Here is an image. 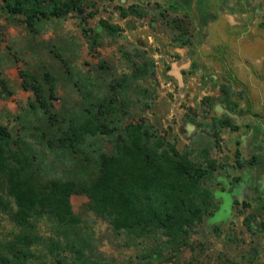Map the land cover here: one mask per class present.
Listing matches in <instances>:
<instances>
[{
	"label": "rangeland",
	"instance_id": "374dc122",
	"mask_svg": "<svg viewBox=\"0 0 264 264\" xmlns=\"http://www.w3.org/2000/svg\"><path fill=\"white\" fill-rule=\"evenodd\" d=\"M195 2H210L235 11L239 29L226 36L238 42L243 64L249 70L242 67L237 73L239 59L213 60L220 67L218 74L211 72V64L197 59L183 63L170 48L190 44L196 17L193 13L174 14V4L169 0H87L81 16L70 13L42 21L33 29L27 28L22 15L7 14L0 8V125L11 136L24 138L49 171L66 175L71 172L67 168L77 161L38 141L37 132L44 128L45 118L28 86L40 83L51 110L66 116L87 100L113 93L110 82L129 72L132 62L149 57L153 72L132 82V89L121 98L125 111L117 117L122 123L143 119L179 151L187 148L195 162L205 165L211 160L210 175L204 183L215 195L216 210L224 188L219 175L225 174L235 142L239 141L236 134L251 136V117L264 118V0ZM129 5L144 15L121 17L120 8ZM174 18L181 22L172 23ZM103 20L118 24L120 30L108 35L101 26ZM160 32L167 41L147 45L146 33L159 40ZM221 86H229L233 94L227 95ZM232 102L235 107L230 109ZM223 113L227 118L222 120L229 126L216 120ZM89 141L94 149H111L108 137ZM259 195L255 202L240 197V203H233L230 213L219 219L204 216L189 230L188 244L179 252L164 246L162 238L114 231L107 218L88 209L82 194L71 195L70 204L80 220L76 230L86 240L85 254L93 264H264V230H258L264 223V192ZM0 197L11 206L9 197L3 193ZM249 219L255 228L248 227ZM16 231L8 208L0 206V243ZM37 232L45 242L33 246L30 264H71L65 249L51 253L45 245L55 239L51 220H39Z\"/></svg>",
	"mask_w": 264,
	"mask_h": 264
},
{
	"label": "trees",
	"instance_id": "16d2710c",
	"mask_svg": "<svg viewBox=\"0 0 264 264\" xmlns=\"http://www.w3.org/2000/svg\"><path fill=\"white\" fill-rule=\"evenodd\" d=\"M0 1L1 10L22 15L28 29L70 13L81 16L87 3V0ZM120 9L121 17L144 15L132 5ZM82 20L85 22L86 18ZM174 21L181 22L176 18L171 20ZM101 26L108 35L120 30L118 24L105 20ZM152 72L151 58L132 62L129 72L110 82L113 93L87 100L66 116L51 110L40 83L28 86L45 118L44 128L37 132L38 141L48 149H58L68 159H76L77 166L70 164L67 170L71 172L66 175L49 171L24 138L11 136L0 125V195L11 199L10 206L0 197V206L8 208L9 219L17 228L0 243V264H30L33 246L45 242L37 232V223L43 218L51 220L56 230L55 239L45 243L51 253L65 249L71 264H93L85 254L86 240L76 230L80 220L71 209L73 194L84 195L88 209L107 218L114 231H124L133 237L162 238L164 246L175 252L188 244L189 230L214 207L213 194L204 183L212 161L206 160L205 165L195 162L187 148L179 151L143 119L122 123L117 117L125 111L121 98L132 89V82ZM221 90L229 96L233 94L229 86H221ZM231 107H235L234 102ZM221 115L216 120L229 126L222 120L227 115ZM98 136L109 138L110 150L91 146L89 138Z\"/></svg>",
	"mask_w": 264,
	"mask_h": 264
},
{
	"label": "crops",
	"instance_id": "0c3cea01",
	"mask_svg": "<svg viewBox=\"0 0 264 264\" xmlns=\"http://www.w3.org/2000/svg\"><path fill=\"white\" fill-rule=\"evenodd\" d=\"M169 1L174 4L172 5L174 14H179L180 12L193 13L196 17L193 21L194 29L190 44L188 46H175L174 48H170L173 53L179 55V59L182 60L183 63L184 60H187L188 62L190 58L197 59L205 64H211L213 66V68L210 69L211 72L218 74L220 73V67L216 64L217 62L213 63V60H217L218 58H226L228 60L239 59L240 61H237L236 66V70L238 68L237 73H239V71L242 72V67L249 70L248 67L243 64L244 57L239 53L240 49L238 42L236 40L235 42H231L230 40L232 38H227L226 36L228 32H236L239 29L238 25L240 24L236 21L234 10L233 12H230V10L227 11L226 9H221L218 7V4L215 5L210 2H208V4L203 3L200 5L195 2L196 0ZM215 1L220 3V0ZM196 4L199 5V8L196 7ZM138 29L139 26L136 27V30ZM144 37L148 43L147 45H149V43L151 45H160L167 41L165 39L166 36L163 37L162 32H160L159 40H154L149 33H146ZM205 68L207 67H204L203 70ZM237 138H239V145L244 147L246 145L249 147L252 146V137L240 134Z\"/></svg>",
	"mask_w": 264,
	"mask_h": 264
},
{
	"label": "flooded vegetation",
	"instance_id": "af4514ba",
	"mask_svg": "<svg viewBox=\"0 0 264 264\" xmlns=\"http://www.w3.org/2000/svg\"><path fill=\"white\" fill-rule=\"evenodd\" d=\"M251 120L252 146L246 145L244 147L239 145L237 141L235 142L225 174L219 175L224 186L221 202L215 208L216 210L213 207L211 212L205 216L212 215L219 219L230 213L229 207L233 203H240V197L241 199L253 198L255 202L258 200L259 194L264 192V118L251 117ZM256 130L260 131V134L256 135ZM233 176L234 178H232ZM207 187L209 188V186ZM210 191L212 192L211 189ZM212 194L214 201L215 195L213 192ZM245 219L246 216L243 217L242 221L244 222ZM247 225L249 228H255L252 219L247 221ZM258 230H264V223H260ZM249 253L252 254V250Z\"/></svg>",
	"mask_w": 264,
	"mask_h": 264
},
{
	"label": "water",
	"instance_id": "95a60500",
	"mask_svg": "<svg viewBox=\"0 0 264 264\" xmlns=\"http://www.w3.org/2000/svg\"><path fill=\"white\" fill-rule=\"evenodd\" d=\"M227 113V112H226ZM228 115H230V116H235V114H231V113H227Z\"/></svg>",
	"mask_w": 264,
	"mask_h": 264
}]
</instances>
